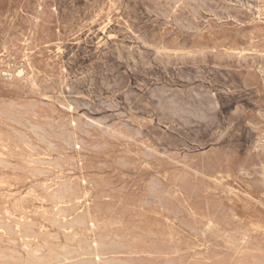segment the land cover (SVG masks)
<instances>
[{
  "label": "rangeland",
  "instance_id": "rangeland-1",
  "mask_svg": "<svg viewBox=\"0 0 264 264\" xmlns=\"http://www.w3.org/2000/svg\"><path fill=\"white\" fill-rule=\"evenodd\" d=\"M184 1L0 0V264H264V0Z\"/></svg>",
  "mask_w": 264,
  "mask_h": 264
},
{
  "label": "bare ground",
  "instance_id": "bare-ground-1",
  "mask_svg": "<svg viewBox=\"0 0 264 264\" xmlns=\"http://www.w3.org/2000/svg\"><path fill=\"white\" fill-rule=\"evenodd\" d=\"M97 1H98V0H97ZM116 1H117V0H116ZM183 1H184V0H183ZM212 1H213V0H212ZM246 1H247V0H246ZM255 1H256V0H255ZM83 2H84V1H83ZM175 2H176V1H175ZM184 2H185V1H184ZM173 3H174V1H173ZM178 3H181V2H178ZM209 3H210V2H209ZM257 3H258V1H257ZM185 4H186V3H185ZM84 5H85V4H84ZM96 5H97V4H96ZM247 5H248V4H247ZM257 5H258V4H257ZM127 6H128V5H127ZM160 6H161V5H160ZM162 6H163V5H162ZM165 6H166V5H165ZM175 6H176V5H175ZM181 6H182V5H181ZM251 6H252V5H251ZM168 7H169V5H168ZM183 7H184V6H183ZM196 7H197V6H196ZM252 7H253V6H252ZM155 8H156V7H155ZM159 8H160V7H159ZM199 9H200V8H199ZM220 9H221V8H220ZM173 10H174V9H173ZM95 11H96V10H95ZM125 11H126V10H125ZM174 11H175V10H174ZM181 11H182V10H181ZM198 11H199V10H198ZM13 12H14V11H13ZM123 12H124V10H123ZM123 12H122V13H123ZM144 12H146V11H144ZM182 12H183V11H182ZM53 13H54V12H53ZM82 13H83V12H82ZM150 13H151V12H150ZM160 13H161V12H160ZM175 13L178 14L177 12H175ZM199 13H200V12H199ZM63 14H64V13H63ZM161 14H162V13H161ZM171 14H172V13H171ZM176 14H175V15H176ZM193 14H194V13H193ZM89 15H90V14H89ZM163 15H164V14H163ZM163 15H162V16H163ZM166 15H167V14H166ZM181 15H182V14H181ZM117 16H118V15H117ZM188 16H189V15H188ZM87 17H88V16H87ZM175 17H176V16H175ZM178 17H179V16H178ZM109 18H110V17H109ZM164 18H165V17H164ZM182 18H183V17H182ZM162 19H163V18H162ZM77 20H78V19H77ZM169 20H170V19H169ZM3 21H4V20H3ZM8 21H9V19H8ZM20 21H21V20H20ZM175 21H176V20H175ZM122 22H123V21H122ZM166 22H167V21H166ZM168 22H169V21H168ZM140 23H141V22H140ZM184 23H185V22H184ZM89 24H90V23H89ZM177 24H178V22H177ZM186 24H187V23H186ZM189 25H191V24H189ZM73 26H74V25H73ZM191 26H192V25H191ZM127 28H128V27H127ZM131 28H132V27H131ZM179 29H180V28H179ZM132 30H133V29H132ZM182 30H183V29H182ZM6 31H7V30H6ZM19 31H20V30H19ZM21 31H22V30H21ZM138 31H139V30H138ZM187 31H188V30H187ZM178 32H179V31H178ZM181 32H182V31H181ZM184 32H185V31H184ZM106 33H107V32H106ZM188 33H189V32H188ZM192 33H193V32H192ZM194 33H195V32H194ZM175 34H176V33H175ZM196 34H197V33H196ZM15 35H16V34H15ZM75 36H76V35H75ZM192 36H193V35H192ZM93 37H94V36H93ZM113 37H114V36H113ZM144 37H145V36H144ZM22 38H23V37H22ZM251 40H252V39H251ZM23 41H24V40H23ZM98 41H99V40H98ZM138 41H139V40H138ZM149 41H151V40H149ZM120 42H121V41H120ZM140 42H141V41H140ZM23 43H24V42H23ZM23 43H22V44H23ZM58 43H59V42H58ZM101 43H102V42H101ZM129 43H130V42H129ZM137 43H138V42H137ZM17 44H18V42H17ZM140 44H141V43H140ZM145 45H146V44H145ZM145 45H144V46H145ZM45 46H46V45H45ZM43 47H44V46H43ZM134 47H136V46H134ZM134 47H133V48H134ZM146 47H147V46H146ZM150 48H151V47H150ZM1 49H2V48H1ZM9 49H10V48H9ZM135 49H136V48H135ZM142 49H143V48H142ZM151 49H152V48H151ZM130 50H131V48H130ZM153 50H156V49H153ZM197 50H198V49H197ZM59 51H60V50H59ZM127 51H128V50H127ZM136 51H137V50H136ZM204 51L206 52V50H204ZM55 52H56V51H55ZM117 52H118V51H117ZM61 53H62V52H61ZM140 53H141V52H140ZM168 53H170V52H168ZM183 53H184V52H183ZM32 54H33V53H32ZM200 55H201V54H200ZM250 55H251V54H250ZM196 56H197V54H196ZM201 56H202V55H201ZM237 57H238V56H237ZM232 58H233V57H232ZM251 59H252V58H251ZM252 61H253V60H252ZM50 62H51V61H50ZM241 62H242V61H241ZM3 63H4V62H3ZM242 63H243V62H242ZM244 64H246V62H244ZM0 66H1V65H0ZM189 67H190V66H189ZM212 67H213V66H212ZM15 69H16V68H15ZM58 69H59V68H58ZM179 70H180V69H179ZM200 70H201V69H200ZM263 70H264V69H263ZM13 71H14V70H13ZM20 71H21V70H20ZM194 71H195V70H194ZM257 71H258V70H257ZM117 72H118V71H117ZM201 72H202V71H201ZM211 72H212V71H211ZM224 72H225V71H224ZM258 72H259V71H258ZM18 73H19V72H18ZM20 73H21V72H20ZM180 73H181V72H180ZM174 74H175V73H174ZM188 74H189V72H188ZM195 74H198V73H195ZM220 74H221V73H220ZM227 74H228V73H227ZM198 75H199V74H198ZM225 75H226V74H225ZM155 76H156V75H155ZM185 76H186V75H185ZM200 76H201V75H200ZM206 76H207V75H206ZM221 76H222V74H221ZM221 76H220V77H221ZM263 76H264V75H263ZM59 77H60V76H59ZM187 77H189V76H187ZM197 78H198V77H197ZM200 78H201V77H200ZM222 78H223V77H222ZM182 79H183V78H182ZM198 79H199V78H198ZM224 79H225V78H224ZM224 79H223V80H224ZM154 80H156V79H154ZM179 80L181 81V79H179ZM196 80H197V79H196ZM187 81H188V80H187ZM187 81H186V82H187ZM189 81H190V80H189ZM164 82H165V81H164ZM211 82L213 83V81H211ZM242 82H243V81H242ZM207 83H208V82H207ZM244 83H246V82H244ZM204 84H206V83L204 82ZM61 86H62V84H61ZM178 86H179V85H178ZM200 86H201V85H200ZM212 86H214V85H212ZM246 86H247V85H246ZM246 86H244V87H246ZM46 87H47V86H46ZM190 87H191V86H190ZM196 87H197V86H196ZM242 87H243V86H242ZM31 88H32V87H31ZM250 88H252V87H250ZM168 89H170V88H168ZM171 89H172V88H171ZM186 89H187V88H186ZM196 89H197V88H196ZM207 89H208V88H207ZM207 89H206V90H207ZM209 89H210V88H209ZM209 89H208V90H209ZM219 89H220V88H219ZM157 90H158V88H157ZM188 90H189V88H188ZM190 90L195 91V90H193V89H190ZM165 91H166V90H165ZM204 91H205V90H204ZM159 92H161V91H159ZM163 92H164V91H163ZM171 92H172V91H171ZM178 92H179V91H178ZM186 92H187V90H186ZM157 93H158V92H157ZM167 93L171 94L170 92H167ZM197 93L199 94V92H197ZM200 93H201V92H200ZM202 93H204V92H202ZM151 94H152V93H151ZM159 94H161V93H159ZM176 94H177V92H176ZM178 94H179V93H178ZM189 94H190V93H189ZM163 95H165V94H163ZM166 95H168V94H166ZM174 95H175V94H174ZM185 95H186V94H185ZM130 96H131V94H130ZM161 96H162V95H161ZM126 97H127V96H126ZM126 97H123V98H126ZM153 97H154V96H153ZM162 97H163V96H162ZM172 97H173V96H172ZM42 98H43V97H42ZM167 98H168V97H167ZM194 98H195V97H194ZM127 99H128V98H127ZM150 99H151V98H150ZM163 99H164V98H163ZM176 99L178 100V98H176ZM176 99H175V100H176ZM5 100H6V99H5ZM64 100H65V99H64ZM157 100H158V99H157ZM161 100H162V99H161ZM161 100H159V102H161ZM165 100H166V99H165ZM165 100H164V101H165ZM175 100H174V101H175ZM182 100H183V99H182ZM182 100L180 101L181 104H183V103H182ZM187 100H188V99H187ZM189 100H190V99H189ZM9 101H10V100H9ZM18 101H19V100H18ZM33 101H34V100H33ZM45 101H46V100H45ZM50 101H51V100H50ZM58 101H59V100H58ZM166 101H167V100H166ZM198 101H199V99H198ZM198 101H197V102H198ZM209 101H210V100H209ZM0 102H1V101H0ZM39 102H40V101H39ZM115 102H116V101H115ZM124 102H125V101H124ZM183 102H184V101H183ZM185 102H186V101H185ZM204 102H205V101H204ZM207 102H208V101H207ZM215 102H216V100H215ZM15 103H16V102H15ZM32 103H33V102H32ZM36 103H37V102H36ZM51 103H52V102H51ZM53 103H55V102H53ZM92 103H93V102H92ZM116 103H117V102H116ZM126 103H127V102H126ZM178 103H179V102H178ZM191 103H192V102H191ZM201 103H203V102H201ZM7 104H8V103H7ZM12 104H13V102H12ZM30 104H31V103H30ZM45 104H46V105H45ZM45 104H44V105L47 106V107L50 106V105L48 106L47 103H45ZM75 104H76V103H75ZM103 104H104V103H103ZM168 104H169V103H168ZM170 104H171V102H170ZM184 104H185V103H184ZM197 104H198V103H197ZM221 104H222V103H221ZM32 105H33V104H32ZM36 105H37V104H36ZM78 105H79V104H78ZM110 105H111V104H110ZM112 105H113V104H112ZM112 105H111V106H112ZM141 105H142V104H141ZM161 105H163V103H162ZM178 105H179V104H178ZM185 105H186V104H185ZM190 105H191V104H190ZM201 105H202V104H201ZM205 105L207 106L208 104H205ZM8 106H9V105H8ZM8 106H7V107H8ZM11 106H12V105H11ZM41 106H42V105H41ZM58 106H59V105H58ZM195 106H196V104H195ZM211 106H212V105H211ZM217 106H218V105H217ZM0 107H1V106H0ZM2 107H4V105H2ZM7 107H6V108H7ZM12 107H13V106H12ZM35 107H37V106H35ZM43 107H44V106H43ZM47 107H46V108H47ZM51 107H53V106H51ZM82 107H83V105H82ZM113 107H114V106H113ZM157 107H158V106H157ZM181 107H183V106H181ZM191 107H192V106H191ZM197 107H198V106H197ZM200 107H201V106H200ZM222 107H223V105H222ZM4 108H5V107H4ZM4 108H3V109H4ZM30 108H31V107H30ZM33 108H34V107H33ZM108 108H110V107H108ZM114 108H115V107H114ZM163 108H164V107H163ZM165 108H166V105H165ZM185 108H186V107H185ZM10 109H11V108H9V111H10ZM37 109H38V108H37ZM83 109H85V108H83ZM83 109H82V110H83ZM95 109H96V108H95ZM99 109H100V108H99ZM178 109H179V108H178ZM178 109H177V110H178ZM193 109H194V108H193ZM197 109H199V108H197ZM220 109H221V108H220ZM6 110H7V109H5L4 111H6ZM11 110H12V109H11ZM28 110H29V109H28ZM38 110H39V109H38ZM97 110H98V109H97ZM97 110H95V111L97 112ZM113 110H114V109H113ZM160 110H161V109H160ZM218 110H219V109H218ZM0 111H2V110H0ZM25 111H26V110H25ZM87 111H88V110H87ZM189 111H190V110H189ZM212 111H213V110H212ZM219 111H220V110H219ZM2 112H3V111H2ZM40 112H41V110H40ZM102 112H103V111H102ZM162 112H163V111H162ZM164 112H165V111H164ZM169 112H170V110H169ZM192 112H193V111H192ZM195 112H196V111H195ZM209 112H210V111H209ZM217 112H218V111H217ZM261 112H262V111H261ZM15 113H16V112H15ZM17 113H18V112H17ZM72 113H73V112H72ZM89 113H90V112H89ZM100 113H101V112H100ZM176 113H177V112H176ZM214 113H215V112H214ZM0 114H1V113H0ZM10 114H11V113H10ZM20 114H21V112H20ZM39 114H40V113H39ZM53 114H54V113H53ZM58 114H60V113H58ZM70 114H71V112H70ZM74 114H76V113H74ZM94 114H95V113H94ZM94 114H93V115H94ZM96 114H97V113H96ZM113 114H114V113H113ZM119 114H121V113L119 112ZM119 114H118V115H119ZM164 114H166V113H164ZM171 114H172V113H171ZM195 114H196V113H195ZM197 114H199V113H197ZM215 114H216V113H215ZM215 114H214V115H215ZM232 114H233V113H232ZM2 115H3V114H2ZM17 115H18V114H17ZM26 115H27V114H26ZM33 115H34V114H33ZM115 115H116V114H115ZM121 115H122V114H121ZM154 115H155V114H154ZM162 115H163V114H162ZM175 115H176V114H175ZM178 115H179V113H178ZM183 115H184V114H183ZM212 115H213V114H212ZM214 115H213V116H214ZM230 115H231V114H230ZM233 115H234V114H233ZM263 115H264V113H263ZM7 116H9V115H7ZM31 116H32V115H31ZM36 116H38V115H36ZM51 116H52V115H51ZM75 116H76V115H75ZM119 116H120V115H119ZM122 116H123V115H122ZM125 116H126V115H125ZM216 116H217V115H216ZM231 116H232V115H231ZM234 116H235V115H234ZM234 116H233V117H234ZM13 117H14V116H13ZM45 117H46V116H45ZM65 117H66V116H65ZM80 117H81V116H80ZM82 117H84V116H82ZM82 117H81V118H82ZM104 117H106V116H103V118H104ZM108 117H109V116H108ZM108 117H106V118H108ZM112 117H114V116H112ZM162 117H163V116H162ZM201 117H203V116H201ZM260 117H261V116H260ZM15 118H17V117L15 116ZM27 118H28V117H27ZM32 118H33V117H32ZM39 118H40V117H39ZM57 118H58V117H57ZM74 118H75V117H74ZM100 118H101V117H100ZM106 118H105V119H106ZM109 118H110V117H109ZM109 118H108V119H109ZM124 118H125V117H124ZM165 118H166V117H165ZM238 118H239V117H238ZM238 118H237V119H238ZM10 119H11V118H10ZM19 119H20V118H19ZM24 119H25V118H24ZM42 119H43V118H42ZM47 119H48V118H47ZM50 119H51V118H50ZM59 119H60V118H59ZM67 119H68V117H67ZM94 119H95V118H94ZM115 119H117V118H115ZM156 119H157V118H156ZM213 119H214V118H213ZM213 119H212V120H213ZM221 119H222V118H221ZM261 119H262V118H261ZM263 119H264V118H263ZM2 120H3V119H2ZM53 120H54V119H53ZM71 120H72V119H71ZM102 120H103V119H102ZM102 120H101V121H102ZM111 120H112V119H111ZM113 120H114V118H113ZM166 120H167V118H166ZM169 120H170V119H169ZM29 121H30V120L28 119V122H29ZM31 121H32V120H31ZM48 121H49V120H48ZM62 121H63V119H62ZM62 121H61V122H62ZM65 121H66V120H65ZM75 121H76V120H75ZM75 121H74V122H75ZM81 121H82V120H81ZM106 121H107V120H106ZM106 121H105V122H106ZM125 121H126V120H125ZM156 121H157V120H156ZM221 121H222V120H221ZM3 122H5V121H3ZM3 122H2V123H3ZM20 122H21V121H20ZM25 122H26V121H25ZM38 122H39V121H38ZM71 122H72V121H71ZM83 122H84V121H83ZM87 122H88V121H87ZM90 122H91V121H90ZM112 122H113V121H112ZM180 122H181V121H180ZM203 122H204V121H203ZM5 123H6V122H5ZM11 123H12V122H11ZM16 123H17V122H16ZM36 123H37V122H36ZM51 123H52V122H51ZM67 123H68V122H67ZM80 123H81V122H80ZM88 123H89V122H88ZM160 123H161V122H160ZM162 123H163V122H162ZM193 123H194V122H193ZM205 123H207V122H205ZM210 123H211V121H210ZM214 123H215V122H214ZM221 123H222V122H221ZM40 124H41V122H40ZM63 124H64V122H63ZM69 124H70V123H69ZM71 124H73V123H71ZM71 124H70V125H71ZM78 124H79V122H78ZM78 124H77V125H78ZM83 124H84V123H83ZM91 124H92V123H91ZM94 124H96V123H94ZM103 124H104V123H103ZM108 124H109V123H108ZM141 124H142V123H141ZM156 124H157V123H156ZM17 125H18V124H17ZM30 125H31V124H30ZM44 125L46 126V124H44ZM58 125H59V124H58ZM75 125H76V124H75ZM114 125H115V123H114ZM200 125H203V124L201 123ZM200 125H199V126H200ZM1 126H2V125H1ZM1 126H0V127H1ZM4 126H5V125H4ZM6 126H7V125H6ZM24 126H25V125H24ZM27 126H28V125H27ZM27 126H26V127H27ZM40 126H41V125H40ZM52 126H53V125H52ZM62 126H64V125H62ZM87 126H88V125H87ZM95 126H96V125H95ZM100 126H101V125H100ZM207 126H208V125H207ZM209 126L211 127L212 125H209ZM217 126H218V125H217ZM219 126H220V125H219ZM258 126H259V125H258ZM258 126L256 125V127H258ZM28 127H29V126H28ZM79 127H80V126H79ZM92 127L94 128V126H92ZM102 127H103V126H102ZM115 127H116V126H115ZM118 127H119V126H118ZM118 127H117V128H118ZM120 127H121V126H120ZM124 127H125V125H124ZM150 127H151V126H150ZM169 127H170V126H169ZM174 127H175V126H174ZM182 127H183V126H182ZM203 127H204V125H203ZM230 127H231V126H230ZM4 128H6V127H4ZM17 128H18V127H17ZM38 128H39V126H38ZM40 128H43V126L40 127ZM51 128H53V127H51ZM54 128H55V127H54ZM56 128H57V127H56ZM56 128H55V129H56ZM58 128H59V127H58ZM68 128H69V126H68ZM88 128H89V127H88ZM125 128H126V127H125ZM137 128H138V127H136V129H137ZM171 128H172V127H171ZM190 128H191V127H190ZM205 128H206V127H205ZM259 128H260V126H259ZM14 129H15V128H14ZM19 129H20V128H19ZM43 129H44V128H43ZM77 129H78V128H77ZM83 129H84V128H83ZM99 129H100V128H99ZM118 129H119V128H118ZM198 129H199V128H198ZM256 129H257V128H256ZM260 129H261V128H260ZM17 130H18V129H17ZM23 130H24V129H23ZM31 130H32V129H31ZM35 130H36V129H35ZM57 130H58V129H57ZM65 130H67V129H65ZM74 130H75V129H74ZM81 130H82V129H81ZM92 130H93V129H92ZM97 130H98V129H96L95 131L97 132ZM101 130H102V129H101ZM103 130H104V129H103ZM177 130H178V128H177ZM193 130H195V129H193ZM193 130H191V131L194 133L195 131H193ZM202 130H203V129H202ZM209 130H210V129H209ZM213 130H214V129H213ZM252 130H253V127H252ZM12 131H13V129H12L10 132H12ZM43 131H44V130H43ZM77 131H78V130H77ZM77 131H76V132H77ZM82 131H83V130H82ZM86 131H87V129H86ZM88 131H89V130H88ZM106 131H107V130H106ZM106 131H105V132H106ZM129 131H130V130H129ZM189 131H190V130H189ZM198 131H199V130H198ZM19 132H20V131H19ZM36 132H37V131H36ZM40 132H41V131H40ZM55 132H56V131H55ZM76 132H75V133H76ZM93 132H94V131H93ZM119 132H120V131H119ZM135 132H136V131H135ZM181 132H183V131H181ZM256 132H257V131H256ZM262 132H263V131H262ZM5 133H7V132H5ZM34 133H35V132H34ZM65 133H66V132H65ZM72 133H74L73 130H72ZM94 133H95V132H94ZM112 133H113V132H112ZM112 133H111V134H112ZM133 133H134V132H133ZM133 133H132V135H133ZM138 133H139V132H138ZM184 133H185V132H184ZM190 133H191V132H190ZM193 133H192V134H193ZM195 133H196V132H195ZM260 133H261V132H260ZM7 134H8V133H7ZM12 134H13V133H12ZM22 134H23V133H22ZM36 134H37V133H36ZM39 134H40V133H39ZM62 134H63V133H62ZM69 134H70V133H69ZM125 134H126V133H125ZM214 134H215V132H214ZM17 135H18V134H17ZM31 135H33V134H31ZM42 135H43V134H42ZM42 135H41V136H42ZM45 135H46V134H45ZM60 135H61V134H60ZM64 135H65V134H64ZM70 135H71V134H70ZM81 135H82V134H81ZM86 135H87V134H86ZM93 135H94V134H93ZM109 135H110V134H109ZM114 135H115V134H114ZM187 135H188V133H187ZM18 136H19V135H18ZM33 136H34V135H33ZM51 136H52V135H51ZM71 136H72V135H71ZM87 136H88V135H87ZM99 136H100V135H99ZM99 136H98V137H99ZM101 136H102V135H101ZM101 136H100L99 138L102 139L103 136H102V137H101ZM107 136H108V135H107ZM118 136H119V135H118ZM133 136H134V135H133ZM136 136H137V135H136ZM183 136H185V134H184ZM199 136H200V135H199ZM7 137H8V136H7ZM43 137H44V136H43ZM59 137H60V136H59ZM62 137H63V136H62ZM64 137H65V136H64ZM82 137H83V136H82ZM98 137H97V138H98ZM123 137H124V136H123ZM212 137H213V135H212ZM16 138H17V137H16ZM22 138H24V137H22ZM39 138H40V137H39ZM48 138H50L49 135H48ZM55 138H56V137H55ZM77 138L79 139V136H77ZM77 138H76V139H77ZM88 138H89V136H88ZM90 138H91V137H90ZM93 138H94V137H93ZM138 138H140V137H138ZM207 138H208V137H207ZM4 139H6V138H4ZM10 139H11V137H10ZM13 139H14V138H13ZM29 139H30V138H29ZM42 139H43V138H42ZM69 139H70V137H69ZM71 139H72V138H71ZM78 139H77V140H78ZM103 139H104V138H103ZM110 139H111V138H110ZM153 139H154V138H153ZM209 139H210V138H209ZM15 140H16V139H15ZM30 140H31V139H30ZM45 140H46V139H45ZM74 140H75V139H74ZM88 140H89V139H88ZM121 140H122V139H121ZM123 140H124V138H123ZM7 141H8V140H7ZM17 141H18V140H17ZM25 141H26V140H25ZM33 141H34V140H33ZM47 141H48V140H47ZM126 141H127V140H126ZM130 141H131V140H130ZM19 142H21V140H20ZM51 142H53V141H51ZM51 142H50V143H51ZM59 142L61 143V141H58V143H59ZM68 142H70V141H68ZM90 142H92V141H90ZM97 142H98V141H97ZM97 142H96V143H97ZM118 142H119V141H118ZM37 143H38V142H37ZM62 143H63V142H62ZM72 143H73V141H72ZM81 143H82V142H81ZM115 143H116V142H115ZM218 143H219V142H218ZM22 144H23V143H22ZM30 144H31V143H30ZM46 144H47V143H46ZM55 144H56V143H55ZM64 144H65V143H64ZM70 144H71V142H70ZM90 144H91V143H90ZM93 144H94V143H93ZM101 144H102V143H101ZM139 144H140V143H139ZM261 144H262V143H261ZM13 145H14V144H13ZM38 145H39V144H38ZM66 145H67V144H66ZM98 145H99V144H98ZM114 145H115V144H114ZM137 145H138V144H137ZM146 145H147V144H146ZM18 146H19V145H18ZM28 146H29V145H28ZM42 146H43V145H42ZM56 146H57V145H56ZM60 146H61V145H60ZM72 146H73V145H72ZM80 146L82 147L83 145H80ZM86 146H87V145H86ZM88 146H89V143H88ZM100 146H101V145H100ZM105 146H106V145H105ZM108 146H109V145H108ZM10 147H11V146H10ZM21 147H22V146H21ZM53 147H54V146H53ZM74 147H75V146H74ZM97 147H98V146H97ZM110 147H111V146H110ZM151 147H152V146H151ZM261 147H262V146H261ZM23 148H24V147H23ZM29 148H30V147H29ZM54 148H55V147H54ZM56 148L58 149V146H57ZM60 148H61V147H60ZM64 148H65V147H64ZM66 148H67V147H66ZM66 148H65V149H66ZM77 148H78V147H77ZM82 148H83V147H82ZM89 148H91V147L89 146ZM102 148H103V147H102ZM104 148H105V147H104ZM2 149H3V148H2ZM35 149H36V148H35ZM38 149H39V148H38ZM49 149H50V148H49ZM61 149H62V148H61ZM68 149H69V148H68ZM70 149H71V148H70ZM99 149H100V148H99ZM147 149H148V148H147ZM162 149H163V148H162ZM263 149H264V148H263ZM8 150H9V149H8ZM11 150H14V149H11ZM17 150H18V149H17ZM25 150H27V149H25ZM52 150H53V149H52ZM58 150H59V149H58ZM75 150H76V149H75ZM84 150H85V149H84ZM105 150H106V149H105ZM151 150H152V148H151ZM1 151H2V150H1ZM20 151H21V150H20ZM27 151H28V150H27ZM39 151H40V150H39ZM53 151H55V150H53ZM59 151H62V150H59ZM70 151H72V150H70ZM70 151H67V152L69 153ZM80 151H81V150H80ZM97 151H98V150H97ZM102 151H103V149H102ZM165 151H166V150H165ZM3 152H4V151H3ZM30 152H31V151H30ZM35 152H37V151L35 150ZM41 152H42V151H41ZM57 152H58V151H57ZM67 152H66V153H67ZM94 152H96V151H94ZM5 153H7V152H5ZM16 153H17V152H16ZM49 153H50V152H49ZM99 153H100V150H99ZM166 153L168 154V151H167ZM262 153H263V152H262ZM32 154H34V153H32ZM32 154H30V155H32ZM46 154H47V152H46ZM84 154H85V153H84ZM86 154H88V153H86ZM145 154H147L146 151H145ZM7 155H8V153H7ZM16 155H17V154H16ZM47 155H48V154H47ZM75 155H76V153H75ZM27 156H28V155H27ZM32 156H33V155H32ZM32 156H31V157H32ZM168 156H169V155H168ZM24 157H25V156H24ZM29 157H30V156H29ZM68 157H69V156H68ZM90 157H91V156H90ZM92 157H93V156H92ZM12 158H13V157H12ZM14 158H15V157H14ZM25 158H26V157H25ZM66 158H67V157H66ZM79 158H80V157H79ZM83 158H85V156H84ZM83 158H82V159H83ZM86 158H87V157H86ZM88 158H89V157H88ZM145 158H146V155H145ZM31 159H32V158H31ZM34 159H35V158H34ZM40 159H41V158H40ZM62 159H63V158H62ZM82 159H81V160H82ZM147 159H148V158H147ZM25 160H26V159H25ZM48 160H49V159H48ZM48 160H47V161H48ZM63 160H64V159H63ZM73 160H74V159H73ZM81 160H80V161H81ZM89 160H90V158H89ZM16 161H18V159H17ZM32 161H34V160H32ZM42 161H44V159H43ZM55 161H56V160H55ZM64 161L66 162V160H64ZM71 161H72V160H71ZM259 161H260V160H259ZM35 162H37V161L35 160ZM65 162H64V163H65ZM73 162H74V161H73ZM77 162H78V161H77ZM2 163H3V162H2ZM19 163H20V162H19ZM22 163H23V162H22ZM22 163H21V164H22ZM24 163H25V162H24ZM38 163H40V162H38ZM42 163H43V162H42ZM44 163H46V162H44ZM5 164H6V163H5ZM27 164H28V163H27ZM46 164H47V163H46ZM58 164H59V163H58ZM70 164H71V163H70ZM0 165H1V164H0ZM7 165H8V163H7ZM62 165H63V164H62ZM68 165H69V164H68ZM72 165H73V164H72ZM3 166H4V165H3ZM8 166H9V165H8ZM13 166H14V165H13ZM22 166H23V165H22ZM35 166H36V168H37V165H35ZM35 166H34V168H35ZM49 166H50V165H49ZM95 166H96V165H95ZM134 166H135V165H134ZM262 166H263V165H262ZM11 167H12V166H11ZM56 167H58V166H56ZM60 167H61V166H60ZM65 167H66V166H65ZM70 167H71V166H70ZM237 167H239V166H237ZM0 168H1V167H0ZM4 168H5V166H4ZM12 168H13V167H12ZM15 168H16V166H15ZM21 168H22V167H21ZM23 168H24V167H23ZM48 168H50V167H48ZM48 168H46V169H48ZM61 168H62V167H61ZM61 168H60V169H61ZM66 168H67V167H66ZM72 168H73V166H72ZM74 168H75V167H74ZM19 169H20V168H19ZM38 169H40V168L38 167ZM44 169H45V168H43L42 171H44ZM46 169H45V170H46ZM68 169H69V168H68ZM190 169H191V168H190ZM6 170H7V169H6ZM34 170H35V169H34ZM61 170H62V169H61ZM72 170H73V169H72ZM241 170H242V169H241ZM2 171H3V170H2ZM24 171H25V170H24ZM37 171H38V170H37ZM19 172H20V171H19ZM68 172H69V171H68ZM70 172H71V171H70ZM74 172H75V171H74ZM197 172H198V171H197ZM17 173H18V172H17ZM21 173H22V172H21ZM61 173H62V172H61ZM22 174H23V173H22ZM26 174H27V173H26ZM66 174H67V172H66ZM66 174H65V175H66ZM29 175H30V174H29ZM31 175H32V174H31ZM31 175H30V176H31ZM35 175H36V174H35ZM38 175H39V174H38ZM42 175H43V174H42ZM46 175H47V174H46ZM48 176H50V175H48ZM60 176H61V175H60ZM200 176H201V175H200ZM258 176H259V175H258ZM23 177H24V176H23ZM25 177H26V176H25ZM36 177H37V176H36ZM38 177H40V176H38ZM42 177H43V176H42ZM55 177H57V176H55ZM66 177H67V175H66ZM205 177H206V176H205ZM7 178H8V177H7ZM9 178H11V177H9ZM12 178H13V177H12ZM31 178H33V177H31ZM60 178H61V177H60ZM70 178H71V177H69V180H70ZM207 178H208V177H207ZM218 178H219V175H218ZM33 179H34V178H33ZM44 179H45V178H44ZM56 179H57V178H56ZM58 179H59V178H58ZM67 179H68V178H67ZM203 179H204V178H203ZM203 179H202V180H203ZM5 180H6V179H5ZM16 180H17V179H16ZM21 180H22V179H21ZM25 180H26V179H25ZM72 180H73V178H72ZM76 180H78V179H76ZM174 180H175V179H174ZM11 181H12V180H11ZM45 181H46V180H45ZM50 181H51V180H50ZM62 181H63V180H62ZM64 181H65V180H64ZM66 181H67V180H66ZM79 181H80V180H79ZM86 181H87V180H86ZM91 181H92V180H91ZM93 181H94V180H93ZM175 181H177V180H175ZM220 181H221V180H220ZM249 181H250V180H249ZM16 182H17V181H16ZM18 182H19V181H18ZM26 182H27V181H26ZM26 182H24V183H26ZM34 182H35V181H34ZM68 182H69V181H68ZM73 182H74V181H73ZM81 182H82V181H81ZM88 182H90V181H88ZM97 182H98V181H97ZM101 182H102V181H101ZM256 182H257V181H256ZM24 183H23V184H24ZM49 183H50V182H49ZM75 183H76V182H75ZM91 183H93V182H91ZM102 183H103V182H102ZM106 183H109V182H106ZM175 183H176V182H175ZM36 184H37V183H36ZM41 184H42V183H41ZM43 184H44V183H43ZM54 184H55V182H54ZM58 184H59V183H58ZM63 184H64V183H63ZM70 184H71V183H70ZM73 184H74V183H73ZM93 184H94V183H93ZM99 184H100V183H99ZM8 185H9V184H8ZM8 185H7V186H8ZM20 185H21V184H20ZM32 185H33V184H32ZM32 185H31V186H32ZM66 185H67V184H66ZM66 185H65V186H66ZM81 185H82V183H81ZM83 185H84V184H83ZM100 185H101V184H100ZM14 186H15V185H14ZM34 186H35V185H34ZM71 186H73V185L71 184ZM78 186H79V185H78ZM95 186H98V185H95ZM218 186H219V185H218ZM3 187H4V186H3ZM8 187H9V186H8ZM98 187H99V186H98ZM98 187H97V188H98ZM107 187H108V185H107ZM33 188H34V187H33ZM45 188H46V187H45ZM60 188H61V186H60ZM63 188H64V187H63ZM78 188H79V187H78ZM82 188H83V187H82ZM84 188H85V187H84ZM94 188H95V187H94ZM101 188H102V186H101ZM178 188H180V187H178ZM201 188H202V187H201ZM6 189H7V187H6ZM13 189H14V188H13ZM47 189H48V188H47ZM56 189H58V188H56ZM65 189H66V188H65ZM71 189H72V188H71ZM71 189H70V191H71ZM73 189H74V188H73ZM73 189H72V191H73ZM79 189H80V188H79ZM79 189H78V190H79ZM92 189H93V188H92ZM192 189H193V187H192ZM216 189H217V188H216ZM10 190H11V189H10ZM36 190H37V189H36ZM78 190H77V191H78ZM97 190H98V189H97ZM104 190H105V189H104ZM182 190H184V189H182ZM44 191H45V190H44ZM46 191H47V190H46ZM49 191H50V190H49ZM67 191H68V190H67ZM67 191H66V192H67ZM72 191H71V192H72ZM75 191H76V187H75ZM79 191H80V190H79ZM94 191H95V190H94ZM102 191H103V190H102ZM102 191L99 192V194L102 193ZM107 191H108V190H107ZM179 191H180V190H179ZM198 191H200V190H198ZM231 191H232V190H231ZM66 192H65V193H66ZM110 192H111V190H110ZM184 192H185V190H184ZM186 192H188V191H186ZM2 193H4V192H2ZM5 193H6V192H5ZM19 193H20V192H19ZM41 193H42V192H40V194H41ZM48 193H49V192H48ZM65 193H64V194H65ZM75 193H76V192H75ZM75 193H74V194H75ZM78 193H79V192H78ZM93 193H94V192H93ZM97 193H98V192H97ZM103 193L105 194V192H103ZM111 193H112V192H111ZM6 194H7V193H6ZM51 194H52V193H51ZM53 194H54V193H53ZM55 194H56V193H55ZM94 194H95V193H94ZM172 194H173V193H172ZM31 195H32V194H31ZM48 195H49V194H48ZM60 195H61V194H60ZM65 195H66V194H65ZM67 195H68V193H67ZM67 195H66V196H67ZM69 195H70V194H69ZM76 195H77V194H76ZM105 195H106V194H105ZM109 195H110V194H109ZM113 195H114V193H113ZM175 195H176V194H175ZM179 195H180V194H179ZM0 196H1V195H0ZM12 196H13V195H12ZM15 196H16V195H15ZM32 196H33V195H32ZM41 196H42V195H41ZM46 196H47V195H46ZM62 196H63V195H62ZM79 196H81V195H79ZM79 196H78V197H79ZM95 196H97V195H95ZM100 196H101V195H100ZM100 196H99V197H100ZM107 196H108V195H107ZM107 196H106V197H107ZM181 196H182V194H181ZM37 197H38V196H37ZM43 197H44V196H43ZM47 197H48V196H47ZM70 197H71V196H70ZM103 197H104V196H103ZM114 197H115V196H114ZM116 197H117V196H116ZM184 197H185V196H184ZM1 198H2V197H1ZM11 198H12V197H11ZM32 198H33V197H32ZM35 198H36V196H35ZM35 198H34V199H35ZM48 198H49V197H48ZM48 198H47V199H48ZM50 198H51V197H50ZM60 198H61V197H60ZM63 198H64V197H63ZM66 198H67V197H66ZM80 198H81V197H80ZM84 198H85V197H84ZM94 198H95V197H94ZM94 198H93V199H94ZM117 198H118V197H117ZM52 199H53V198H52ZM71 199H72V198H71ZM74 199H75V197H74ZM193 199H194V198H193ZM1 200H2V199H1ZM19 200H20V199H19ZM61 200H62V199H61ZM63 200H64V199H63ZM65 200H66V199H65ZM68 200H69V198H68ZM89 200H90V199H89ZM95 200H96V199H95ZM107 200H108V199H107ZM188 200H189V199H188ZM3 201H4V200H3ZM12 201H14V200H12ZM22 201H23V200H22ZM35 201H36V200H35ZM59 201H60V200H59ZM74 201H75V200H74ZM159 201H160V199H159ZM196 201H197V200H196ZM9 202H10V201H9ZM53 202H54V201H53ZM53 202H52V203H53ZM70 202H72V200H71ZM78 202H79V201H78ZM104 202H105V200H104ZM143 202H144V201H143ZM199 202H200V201H199ZM199 202H198V203H199ZM2 203H3V202H2ZM105 203H106V202H105ZM113 203H114V202H113ZM115 203H116V202H115ZM115 203H114V204H115ZM145 203H146V202H145ZM152 203H153V202H152ZM50 204H51V203H50ZM76 204H77V203H76ZM107 204H108V203H107ZM117 204H118V203H116V205H117ZM142 204H143V203H142ZM159 204H160V203H159ZM13 205H14V204H13ZM20 205H21V204H20ZM45 205H46V203H45ZM48 205H49V203H48ZM51 205H52V204H51ZM73 205H75V204H73ZM99 205H100V204H99ZM102 205H103V204H102ZM112 205H113V204H112ZM144 205H145V204H143L142 206H144ZM146 205H147V204H146ZM146 205H145V207H146ZM151 205H152V204H151ZM156 205H157V204H156ZM207 205H208V204H207ZM64 206H65V205H64ZM64 206H63V207H64ZM77 206H78V204H77ZM93 206H94V205H93ZM97 206H98V204L96 205V207H97ZM108 206H109V205H108ZM117 206H118V205H117ZM154 206H155V205H154ZM169 206H170V204H169ZM1 207H2V206H1ZM68 207H69V206H68ZM68 207H66V208H68ZM72 207H74V206H72ZM81 207H82V206H81ZM99 207H101V206H99ZM109 207H110V206H109ZM111 207H112V206H111ZM120 207H121V206H120ZM138 207H140V206H138ZM145 207H144V208H145ZM152 207H153V205H152ZM158 207H159V206H157V209H158ZM170 207H171V206H170ZM177 207H178V206H176L175 209H177ZM69 208H71V207H69ZM90 208H92V207H90ZM113 208H115V207H113ZM117 208H118V207H117ZM117 208H116V209H117ZM153 208H154V207H153ZM159 208H160V207H159ZM164 208H166V207H164ZM173 208H174V206H173ZM31 209H32V208H31ZM46 209H47V208H46ZM54 209H55V208H54ZM58 209H59V211H60L61 208H58ZM85 209H86V208H85ZM111 209H112V208H111ZM141 209H142V208H141ZM146 209H147V208H146ZM148 209H149V207H148ZM148 209H147V210H148ZM21 210H23V209H21ZM32 210H33V209H32ZM41 210H42V209H41ZM69 210H70V209H69ZM93 210H94V209H93ZM106 210H108L107 207H106ZM106 210H104V211H106ZM155 210H156V209H155ZM166 210H169V209L166 208ZM171 210H172V209H171ZM179 210H180V209H179ZM13 211H14V210H13ZM13 211H12V212H13ZM42 211H43V210H42ZM51 211H52V210H51ZM64 211H65V210H64ZM72 211H73V209H72ZM74 211H75V210H74ZM83 211H84V210H83ZM83 211H82V212H83ZM86 211H87V210H86ZM86 211H85V212H86ZM91 211H92V210H91ZM112 211H113V210H112ZM175 211H176V210H175ZM175 211H174V212H175ZM183 211H184V210H183ZM203 211H204V210H203ZM206 211H207V210H206ZM4 212H5V211H4ZM31 212H32V211H31ZM37 212H38V211H37ZM40 212H41V211H40ZM108 212H109V210H108ZM117 212H118V211H117ZM121 212H123V211L121 210ZM26 213H27V211H26ZM57 213H58V212H57ZM67 213H68V212H67ZM69 213H70V212H69ZM73 213H74V212H73ZM110 213H111V212H110ZM113 213H114V212H113ZM118 213H119V212H118ZM165 213H166V212H165ZM177 213H178V212H177ZM181 213H182V212H181ZM189 213H190V212H189ZM3 214H4V213H3ZM21 214H22V213H21ZM27 214H28V213H27ZM36 214H37V213H36ZM42 214H43V212H42ZM50 214H51V213H50ZM63 214H64V213H63ZM63 214H62V215H63ZM87 214H88V212H87ZM89 214H90V213H89ZM122 214H124V213H122ZM170 214H171V213H170ZM192 214H193V213H192ZM206 214H207V213H206ZM226 214H227V213H226ZM16 215H17V214H16ZM28 215H29V217H30V214H28ZM28 215H27V216H28ZM39 215H40V214H39ZM54 215H55V213H54ZM56 215H57V214H56ZM64 215H65V214H64ZM68 215H69V214H68ZM76 215H77V213H76ZM81 215H84V213L81 214ZM81 215H80V217H82ZM106 215H107V213H106ZM108 215H109V213H108ZM178 215H179V214H178ZM208 215H210V214H208ZM223 215H224V214H223ZM6 216L8 217L7 214H6ZM46 216H47V215H46ZM89 216H90V215H89ZM169 216H170V215H169ZM173 216H174V215H173ZM183 216H184V215H183ZM185 216H186V215H185ZM185 216H184V218H185ZM21 217H22V216H21ZM21 217H20V218H21ZM24 217H25V216H24ZM53 217H54V216H53ZM55 217H56V216H55ZM55 217H54V218H55ZM66 217H68V216H66ZM73 217H74V216H73ZM75 217H76V216H75ZM83 217H84V216H83ZM87 217H88V215H87ZM90 217H91V216H90ZM2 218H3V217H2ZM2 218H1V219H2ZM5 218H6V217H5ZM40 218H41V217H40ZM44 218H45V216H44ZM48 218H49V217H48ZM173 218H174V217H173ZM179 218H180V217H179ZM188 218H189V216H188ZM188 218H187V219H188ZM207 218H208V217H207ZM9 219H10V218H9ZM13 219H14V218H13ZM24 219H25V218H24ZM34 219H35V218H34ZM70 219H71V218H70ZM74 219H75V218H74ZM170 219H171V218H170ZM182 219H183V218H182ZM11 220H12V219H11ZM15 220H16V219H15ZM27 220H29V219H27ZM47 220H48V219H47ZM52 220H53V219H52ZM62 220H63V219H62ZM62 220H61V221H62ZM88 220H89V219H88ZM12 221H14V220H12ZM40 221H41V220H40ZM70 221H71V220H70ZM84 221H85V219H84ZM166 221H167V220H166ZM186 221H187V220H186ZM199 221H201V220H199ZM14 222H15V221H14ZM14 222H12V223H14ZM24 222H25V221H24ZM56 222H57V221H56ZM59 222H60V221H59ZM74 222H75V221H74ZM80 222H81V221H80ZM82 222H83V221H82ZM88 222H89V221H88ZM168 222H169V221H168ZM184 222H185V221H184ZM191 222H192V221H191ZM208 222H209V221H208ZM4 223H5V222H4ZM44 223H45V222H44ZM48 223H49V221H48ZM57 223H58V222H57ZM61 223H62V222H61ZM72 223H73V222H72ZM170 223H171V222H170ZM189 223H190V222H189ZM189 223H188V224H189ZM209 223H211V222H209ZM10 224H11V223H10ZM10 224H9V225H10ZM16 224H17V223H16ZM50 224H51V223H50ZM58 224H59V223H58ZM58 224H56V225H58ZM65 224H66V222H65ZM79 224H80V223H79ZM82 224H85V223H82ZM171 224H172V223H171ZM211 224H212V223H211ZM220 224H221V223H220ZM222 224H223V222H222ZM0 225H1V224H0ZM2 225H4V224H2ZM2 225H1V226H2ZM12 225H13V224H12ZM14 225H15V224H14ZM52 225H54V224L52 223ZM66 225L68 226V224H66ZM74 225H75V224H74ZM77 225H78V224H77ZM92 225H93V224H92ZM185 225H186V223H185ZM190 225H191V223H190ZM209 225H210V224H209ZM1 226H0V227H1ZM33 226H34V223H33L32 227H33ZM60 226H61V225H60ZM62 226H63V225H62ZM75 226H76V225H75ZM78 226H80V225H78ZM78 226H76V227H78ZM2 227H3V226H2ZM6 227H9V226H6ZM6 227H4V228H6ZM10 227H11V226H10ZM23 227H24V226H23ZM40 227H41V226H40ZM55 227H56V226H55ZM65 227H66V226H65ZM81 227H82V226H81ZM83 227H84V226H83ZM102 227H103V226H102ZM173 227H174V226H173ZM43 228H44V226H43ZM58 228H59V227H58ZM62 228H63V227H62ZM1 229H2V228H1ZM11 229H12V227H11ZM14 229H15V228H13V232L15 233V230H14ZM52 229H53V227H52ZM65 229H67V228H65ZM177 229H178V228H177ZM4 230H6V229H4ZM7 230H8V229H7ZM27 230L30 231V229H27ZM61 230H62V229H61ZM67 230H68V229H67ZM63 231H64V230H63ZM209 231H210V230H209ZM214 231H215V230H214ZM214 231H213V232H214ZM2 232H3V231H2ZM2 232H1V233H2ZM16 232H17V231H16ZM27 232H28V231H27ZM32 232H33V231H32ZM65 232H66V231H65ZM68 232H69V231H68ZM78 232H79V231H78ZM95 232H96V231H95ZM100 232H101V231H100ZM213 232H212V233H213ZM7 233H10V230H9V232L6 231L5 234H7ZM14 233H12V234H14ZM20 233H21V234H24V233H22V232H20ZM28 233H29V232H28ZM36 233H37V232H36ZM36 233H35V234H36ZM40 233H41V232H40ZM123 233H124V232H123ZM150 233H151V232H150ZM150 233H148V234H150ZM12 234H11V236H12ZM33 234H34V232H33ZM35 234H34V235H35ZM43 234H45V232H44ZM50 234H51V233H50ZM61 234H62V233H61ZM106 234H107V233H106ZM124 234H125V233H124ZM126 234H127V231H126ZM155 234H156V233H155ZM34 235H33V236H34ZM51 235H52V234H51ZM92 235H93V234H92ZM112 235H113V234H112ZM15 236H17V234H16ZM23 236H24V235H23ZM25 236H26V235H25ZM25 236H24V237H25ZM30 236H31V235H29V237H30ZM153 236H154V235H153ZM31 237H32V236H31ZM37 237H39V236H37ZM40 237L42 238V236H40ZM40 237H39V238H40ZM67 237H68V236H67ZM114 237H115V236H114ZM114 237H113V238H114ZM121 237H122V236H121ZM154 237H155V236H154ZM44 238L47 239L46 237H44ZM68 238H69V237H68ZM82 238H83V237H82ZM128 238H129V237H128ZM18 239H19V238H18ZM23 239H24V238H23ZM45 239H44V240H45ZM91 239H93V238H91ZM122 239H123V238H122ZM131 239H132V238H131ZM19 240H20V239H19ZM26 240H27V239H26ZM38 240H39V239H38ZM123 240H124V239H123ZM125 240H126V238H125ZM134 240H135V239H134ZM167 240H168V239H167ZM174 240H175V239H174ZM174 240H173V241H174ZM182 240H183V239H182ZM187 240H188V239H187ZM240 240H241V238H240ZM242 240H243V239H242ZM23 241H24V240H23ZM100 241H101V240H100ZM106 241H107V239H106ZM117 241H118V240H117ZM126 241H127V240H126ZM126 241H125V242H126ZM138 241H139V240H138ZM148 241H149V240H148ZM152 241H153V240H152ZM243 241H244V240H243ZM30 242H35V241H30ZM118 242H119V241H118ZM143 242L145 243V241H143ZM174 242H175V241H174ZM244 242H246V241H244ZM44 243H45V242H44ZM66 243H67V242H66ZM130 243H131V242H130ZM130 243H129V244H130ZM134 243H135V242H134ZM138 243H139V242H138ZM156 243H157V242H156ZM156 243H155V246L158 245V244L156 245ZM159 243H160V242H159ZM180 243H181V242H180ZM242 243H243V242H242ZM42 244H43V243H42ZM78 244H79V243H78ZM110 244H111V243H109V246H110ZM135 244H136V243H135ZM135 244H133V245H135ZM150 244H151V242H150ZM152 244H153V243H152ZM185 244H186V243H185ZM185 244H184V245H185ZM187 244H188V243H187ZM187 244H186V245H187ZM44 245H45V244H44ZM107 245H108V244H107ZM107 245H106V246H107ZM141 245H142V243H141ZM144 245H145V244H144ZM148 245H149V244H148ZM177 245H178V244H177ZM76 246H77V244H76ZM93 246H94V245H93ZM99 246H100V245H99ZM104 246H105V245H104ZM120 246H121V244H120ZM130 246L132 247V245H130ZM160 246H161V245H160ZM235 246H236V245H235ZM54 247H55V246H54ZM95 247H96V245H95ZM102 247H103V245H102ZM111 247H112V249H113V246H111ZM138 247H139V246H138ZM140 247H141V246H140ZM153 247H154V246H153ZM157 247H158V246H157ZM162 247L164 248L163 245H162ZM169 247H171V246H169ZM173 247H175V246H173ZM15 248H17V247H15ZM33 248H34V247H33ZM55 248H56V247H55ZM77 248H78V247H77ZM107 248L109 249V247H107ZM122 248H123V247H122ZM132 248H133V247H132ZM154 248H155V247H154ZM160 248H161V247H160ZM185 248H186V247H185ZM187 248H188V246H187ZM78 249H79V248H78ZM83 249H84V248H83ZM99 249H100V248H99ZM110 249H111V248H110ZM112 249H111V250H112ZM116 249H117V248H116ZM130 249H131V248H130ZM139 249H140V248H139ZM165 249H166V248H165ZM61 250H63V249H61ZM89 250H90V249H89ZM96 250H97V249H96ZM106 250H107V249H106ZM117 250H118V249H117ZM143 250H144V249H143ZM145 250H147V249H145ZM174 250H175V248H174ZM57 251H58V250H57ZM72 251H73V250H72ZM85 251H86V249H85ZM91 251H93V250H91ZM91 251H90V252H91ZM103 251H104V250H103ZM103 251H102V253H104ZM108 251H110V250H108ZM114 251H116V250H114ZM134 251H135V250H134ZM152 251H153V250H152ZM154 251H156V250H154ZM168 251H169V250H168ZM243 251H244V250H243ZM247 251H248V250H247ZM6 252H7V251H6ZM62 252H63V251H62ZM69 252H70V251H69ZM73 252H74V251H73ZM78 252H79V250H78ZM87 252H88V251H87ZM90 252H89V253H90ZM100 252H101V251H100ZM112 252H113V251H112ZM118 252H119V251H118ZM128 252L130 253V251H128ZM173 252L175 253V251H173ZM173 252H172V253H173ZM244 252H246V251H244ZM7 253L9 254V252H7ZM70 253H71V252H70ZM76 253H77V252H76ZM160 253H161V252H160ZM165 253H166V252H165ZM165 253H163V254L165 255ZM167 253H168V252H167ZM169 253H170V252H169ZM180 253H181V252H180ZM62 254H63V253H62ZM68 254H69V253H67V255H68ZM81 254H82V253H81ZM83 254H84V252H83ZM94 254H95V253H94ZM112 254H113V253H112ZM134 254L136 255V253H134ZM176 254H177V253H176ZM248 254H249V253H248ZM13 255H14V254H13ZM74 255H75V254H74ZM74 255H73V256H74ZM76 255H77V254H76ZM86 255H87V254H86ZM104 255H105V254H104ZM127 255H128V254H127ZM129 255H131V253H130ZM129 255H128V256H129ZM132 255H133V254H132ZM179 255H180V254H179ZM183 255H185V254H183ZM8 256H9V255H8ZM54 256H55V255H54ZM90 256H91V255H90ZM92 256H93V255H92ZM150 256H151V254H150ZM150 256H149V257H150ZM181 256H182V255H181ZM0 257H1V256H0ZM3 257H4V256H3ZM5 257H6V256H5ZM20 257H21V256H20ZM20 257H19V259H20ZM31 257H32V256H31ZM55 257H57V256H55ZM55 257H54V258H55ZM58 257H63V255H62V256H58ZM105 257H106V256H105ZM114 257H116V256H114ZM149 257H148V258H149ZM21 258H22V257H21ZM25 258H26V257H25ZM27 258H28V257H27ZM65 258H67V257L65 256ZM70 258H71V257H70ZM72 258H74V257H72ZM88 258H89V256H88ZM93 258H94V257H93ZM156 258H157V257H155V259H156ZM180 258H181V257H180ZM249 258H250V257H249ZM255 258H256V257H255ZM10 259H11V258H10ZM10 259H9V261H10ZM35 259H36V258H35ZM55 259H57V258H55ZM61 259H62V258H60V260H61ZM67 259H68V258H67ZM117 259H118V258H117ZM120 259H121V257H120ZM157 259H158V258H157ZM11 260H13V259H11ZM27 260H28V259H27ZM30 260H31V259H30ZM82 260H83V259H82ZM82 260H81V261H82ZM108 260H109V259H108ZM108 260H107V261H108ZM114 260H115V258H114ZM130 260H131V259H130ZM132 260H133V259H132ZM5 261H6V260H5ZM7 261H8V260H7ZM7 261H6V263H7ZM45 261H46V260H45ZM53 261H54V260H53ZM56 261H57V260H56ZM85 261H86V260H85ZM95 261H96V260H94V262H95ZM101 261H102V260H101ZM103 261H105V260L103 259ZM110 261H112V259H111ZM115 261H116V260H115ZM125 261H126V260H125ZM134 261H135V259H134ZM19 262H20V261H19ZM19 262L17 261V263H19ZM25 262H27V261H25ZM31 262H32V261H31ZM47 262H48V261H47ZM50 262H51V261H50ZM58 262H59V261H58ZM61 262H62V261H61ZM108 262H109V261H108ZM123 262H124V261H123ZM141 262H142V261H141ZM10 263H11V261H10ZM13 263H15V261H14ZM20 263L22 264V262H20ZM32 263H33V262H32ZM52 263H53V262H52ZM78 263H80V261H79ZM83 263H84V261H83ZM85 263H86V262H85ZM103 263H104V262H103ZM111 263H112V262H111ZM119 263H120V261H119ZM126 263H127V261L125 262V264H126ZM133 263H135V262H133ZM240 263H241V262H240ZM4 264H5V263H4ZM15 264H16V263H15ZM26 264H27V263H26ZM36 264H37V262H36ZM39 264H40V263H39ZM45 264H47V263H45ZM53 264H54V263H53ZM61 264H63V263H61ZM70 264H72V263H70ZM73 264H74V263H73ZM75 264H76V263H75ZM88 264H89V263H88ZM92 264H93V263H92ZM94 264H95V263H94ZM96 264H98V263H96ZM109 264H110V263H109ZM113 264H114V263H113ZM117 264H118V263H117ZM128 264H129V263H128ZM180 264H181V263H180Z\"/></svg>",
  "mask_w": 264,
  "mask_h": 264
}]
</instances>
